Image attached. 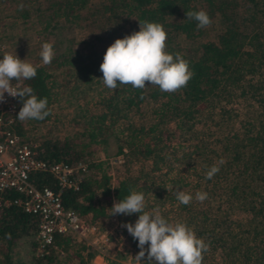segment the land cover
<instances>
[{
	"label": "trees",
	"instance_id": "16d2710c",
	"mask_svg": "<svg viewBox=\"0 0 264 264\" xmlns=\"http://www.w3.org/2000/svg\"><path fill=\"white\" fill-rule=\"evenodd\" d=\"M90 1L22 0L13 12L22 20L35 16L45 35L56 31L62 20L82 21L99 15L100 22L109 24L106 30L91 36L88 50L69 48L67 57L65 52L55 55L52 68L69 65L74 73L85 77L94 72L103 77V50L116 39L139 31L140 21H148L163 25L167 51L179 53L189 61L194 76L187 87L175 93L161 92L150 84L142 90L119 85L110 95L100 96L98 101L103 105L96 104L98 107L88 113L82 130L63 138L44 136L37 145L39 157L49 162L86 164L79 188L61 190L63 204L90 222L113 218L126 224L134 223L140 214L111 216L114 202L132 190L143 192L148 211L152 194L158 204L162 200L169 203V208L161 210L167 220L173 211L209 245L202 264H264V0ZM201 10L209 14L211 24H219L212 36L205 35L207 27L198 29L197 21L187 19L186 12ZM130 16L135 21L132 30L124 25ZM185 39L198 40L194 51H182L180 41ZM31 64L36 66L37 76L21 82V86H30L39 99L47 98L49 116L27 120L40 124L51 118L55 79L50 66ZM147 97L160 102L148 129L127 124L115 130L123 108L137 105ZM22 106L18 97L19 111ZM166 109L171 110L179 139L187 142L188 150L174 157L180 164L185 160L183 169L167 160L172 152L165 140L171 134H163L168 120ZM16 129L24 135L19 119ZM115 132L116 153L124 156L122 164L139 165L112 184L107 161L95 158L94 151L96 147L106 151L110 135ZM221 160L223 164H219ZM214 164L220 170L207 179ZM30 180L37 187L48 186L55 191L59 188L56 179L45 170L31 172ZM177 189L192 194V202L179 203L175 197ZM198 191L206 192L208 198L197 201ZM5 193L10 198L18 195L13 190ZM236 212L242 216H233ZM37 221L36 214L17 204L0 206L1 262L13 264L9 257L12 246L24 236L33 238L31 245L35 250ZM94 254L90 245L75 240L70 233L58 232L46 252L34 254V258L39 264H56L61 259L64 264H93ZM123 257L121 251L116 252L107 264H126Z\"/></svg>",
	"mask_w": 264,
	"mask_h": 264
},
{
	"label": "rangeland",
	"instance_id": "374dc122",
	"mask_svg": "<svg viewBox=\"0 0 264 264\" xmlns=\"http://www.w3.org/2000/svg\"><path fill=\"white\" fill-rule=\"evenodd\" d=\"M90 2L98 4L100 1L91 0ZM21 3L22 0H0V41L5 44L9 52L17 54L20 59H26L29 63L43 64L40 51L45 42L53 44L55 55H61L65 52V57L69 54V48L88 50V44L92 40L91 36L97 32L101 33L102 30H106L109 26V24L100 22L99 15H92L91 18L89 17V19L87 18L82 21L77 19L75 21L62 20L60 27L56 31L45 35L44 31L39 29L35 16L27 20L14 16L13 11ZM92 18L96 19L91 21ZM134 22V17L130 16L124 21V25L132 30ZM218 27V23L211 24L205 30L207 33L205 35L207 37L212 36ZM180 44L182 51L192 52L195 50L198 40L185 39L180 41ZM106 51L107 49L103 50L102 55ZM59 60L61 59L59 58ZM52 64H54L53 61L47 64L48 67L50 66V71L55 79L53 89L54 92L56 91L52 102L51 118L40 124L30 123L27 120L22 121L24 136L37 142L43 140L44 136L63 138L82 130L88 113H92L95 107L103 105L102 102L98 101L100 96H108L113 91L103 84L102 77L98 76L95 72L85 77L81 73H74L73 68L69 65L52 68ZM159 103L158 100L147 97L137 105L129 108L124 107L120 113L121 118L116 123L118 125L115 126V130H119L127 126V124H132L133 127H143L147 130L156 118L154 111L160 105ZM96 104L99 105L97 106ZM164 111L167 114L168 120L163 125V134L165 137L168 136V133L171 134V137L165 138L168 144L167 149L172 152L169 155L170 159H167L169 160L168 163H173L177 169L186 168L185 160L181 161L180 164L174 157L181 156L182 152L188 150L187 142L179 139V130L174 124L171 110L166 109ZM116 133L110 135L106 151L102 147H96L94 151L95 158L107 161L106 169L107 173L111 176L112 184H115L117 179L127 173V171L134 172L139 165L138 163H132L129 166L122 164L124 161L123 154L116 153L118 144L115 139ZM118 135H121V133ZM174 149L175 151H173ZM163 169L165 170L166 168ZM161 172L158 171L157 173L160 174ZM149 198L151 206L147 209L148 211H152L157 207L160 210L170 207L169 203L163 200L162 203L159 201L161 205L158 204V200L152 194ZM233 216H242V213L236 212ZM168 218L169 222L172 223H184L180 216H174L173 211L168 213ZM112 219L98 221L99 226H102L101 229L107 230L112 240L110 246H106L109 258L115 256L116 252L121 251L124 255L122 259L126 264H136L134 258L140 251L138 241L133 239L126 228L121 227L122 224ZM32 241L33 238L31 236H24L12 246L9 257L13 264H39L34 258L35 250L32 249ZM145 247L148 246L146 245ZM1 256H3V253H0ZM0 264L7 263L0 261ZM56 264H64L63 259Z\"/></svg>",
	"mask_w": 264,
	"mask_h": 264
},
{
	"label": "clouds",
	"instance_id": "9594fccd",
	"mask_svg": "<svg viewBox=\"0 0 264 264\" xmlns=\"http://www.w3.org/2000/svg\"><path fill=\"white\" fill-rule=\"evenodd\" d=\"M186 16L198 22V29L212 23L209 14L203 10L188 11ZM139 29L131 35L116 39L107 48L100 65L103 84L111 90H116L119 85H131L134 89L142 90L150 84L167 93H175L187 87L194 72L189 61L181 54L167 51V32L163 25L140 21ZM40 57L43 64L51 63L55 57L52 43H43ZM36 76V66L26 59H20L17 54L5 53L3 59H0V102H5V93L13 98L19 97L23 104L17 116L20 121L44 120L50 114L46 97L39 99L30 86H21V82ZM13 81H16L15 85ZM223 163V160L219 162ZM219 170V166L214 164L206 178L212 179ZM175 197L184 205L193 200L192 194L179 189ZM207 198L206 192L195 193V199L199 202ZM111 209V216L140 214L134 224L121 225L138 241L140 251L134 258L136 264H202L203 253L209 245L198 238L195 231L185 223L169 222L158 207L146 211L143 192L132 190L127 197L115 201Z\"/></svg>",
	"mask_w": 264,
	"mask_h": 264
},
{
	"label": "built area",
	"instance_id": "2783aa9c",
	"mask_svg": "<svg viewBox=\"0 0 264 264\" xmlns=\"http://www.w3.org/2000/svg\"><path fill=\"white\" fill-rule=\"evenodd\" d=\"M5 53L11 52L0 41V59ZM17 98L5 93V102H0V206L17 204L24 211L38 216L34 235L36 255L46 252L54 233H70L75 240L95 250L91 260L93 264H107L109 255L106 246L109 247L112 242L109 232L102 230L97 222L87 221L74 209L66 207L61 199L63 188H79L86 164L82 161L75 165L64 161L49 162L39 157L38 142L16 129L19 113ZM44 170L56 179L58 190L48 186L37 187L32 183L30 173ZM10 190L18 195L12 198L5 196V192Z\"/></svg>",
	"mask_w": 264,
	"mask_h": 264
}]
</instances>
